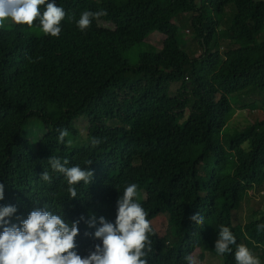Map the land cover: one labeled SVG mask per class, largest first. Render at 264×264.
I'll return each instance as SVG.
<instances>
[{
  "label": "trees",
  "instance_id": "trees-1",
  "mask_svg": "<svg viewBox=\"0 0 264 264\" xmlns=\"http://www.w3.org/2000/svg\"><path fill=\"white\" fill-rule=\"evenodd\" d=\"M55 2L66 12L58 38L45 34L38 20L32 27H0V207L17 208L5 219L19 224L46 206L69 224L79 222L75 242L85 256L100 243L94 236L99 217L114 223L118 197L135 183L147 219L166 213L174 239L164 244L151 226L148 264H188L185 257L196 249L216 252L222 225L237 244L249 243L264 264V230H257L264 211L243 225L232 223L245 192L264 179V104L252 108L256 114L250 123L225 131L235 112L228 95L248 86L264 91V40L259 39L264 0ZM228 6L234 14L223 27ZM85 10L106 15L82 32L76 22ZM178 13L191 14L200 47L196 59L177 40L172 18ZM153 31L164 35L159 48L143 39ZM132 48L137 49L134 63L127 57ZM83 114L86 140L74 147L69 139L78 130L72 120ZM31 118L39 121L36 141L12 162L10 146L28 137L24 128ZM62 129L68 136L58 143ZM52 156L93 173L89 184L75 186V199L63 174L50 168ZM44 170L51 183L40 179ZM145 189L146 198L141 196ZM197 213L204 217L202 225L189 219ZM93 214L96 226L89 227ZM235 247L220 255L222 264H236Z\"/></svg>",
  "mask_w": 264,
  "mask_h": 264
},
{
  "label": "clouds",
  "instance_id": "clouds-1",
  "mask_svg": "<svg viewBox=\"0 0 264 264\" xmlns=\"http://www.w3.org/2000/svg\"><path fill=\"white\" fill-rule=\"evenodd\" d=\"M44 6L43 12L40 6ZM106 15L105 11L85 10L76 22L80 31L88 29L93 19ZM66 12L57 6L55 0H0V27L5 21L16 25L33 26L39 21L42 31L52 37H59L61 21ZM68 131L62 129L57 138L63 143ZM93 144L99 141L93 139ZM68 160L52 156L48 164L53 172L63 174L71 199L77 196L76 185L80 182L89 184L93 173L79 165L67 167ZM91 164V162H89ZM40 179L51 183L52 176L44 170ZM138 186L127 185L117 199L115 222H108L99 217V226L94 236L100 243L94 245V251L85 256L77 252L75 238L79 235L78 221L69 224L61 215L53 214L47 207L32 210L19 224L11 223L6 217L17 212L13 205L0 207V264H148L147 257L152 251L150 236L154 234L148 213L137 202ZM4 198V184L0 183V200ZM191 221L202 225L204 217L199 213L189 217ZM97 218L93 214L88 221L89 227L96 226ZM257 230H264V224L257 225ZM88 235V233H85ZM235 245L236 264H261L251 250L244 244H237L236 237L229 227L221 226L214 249L218 255L231 253ZM188 264H197L191 256H186Z\"/></svg>",
  "mask_w": 264,
  "mask_h": 264
},
{
  "label": "rangeland",
  "instance_id": "rangeland-1",
  "mask_svg": "<svg viewBox=\"0 0 264 264\" xmlns=\"http://www.w3.org/2000/svg\"><path fill=\"white\" fill-rule=\"evenodd\" d=\"M234 10L232 7L228 6L225 8L223 16L221 17V25L223 27L231 22ZM191 14L190 13H178L172 18V21L177 25V30L180 36L177 40L181 46L187 51V53L196 59L199 56L200 47L198 46L195 38L193 37L192 27H191ZM225 22V23H224ZM5 25L10 27L12 25L11 21H5ZM135 29L139 28V25L135 26ZM39 30H29L31 34L38 35ZM124 33L136 34V31L130 29H123ZM164 35L153 31L147 37L143 39L159 48L161 47ZM260 40H264V33L259 35ZM226 48L225 43H222L221 52ZM137 49L132 48L127 54L128 59L131 63H134ZM200 68L202 66L201 62H198ZM176 85L173 83L170 85L169 93L172 94ZM231 103L232 111L235 112L231 115L228 120L227 128L225 131L228 133H233L235 129L242 128L245 124L250 123L255 117L256 110L253 107H259L264 104V91L248 86L239 89L228 95ZM73 125L78 130V135L70 137V143L74 147H80L86 140V126H87V116L83 114L77 116L72 120ZM25 132L28 135L25 139L16 140L10 146L11 160L16 162L21 157L25 156L32 148V145L36 141L39 130V121L36 118H31L25 126ZM150 192L148 189L142 191L141 196L146 198L149 197ZM264 211V179L262 183L258 186H253L251 189L245 192L242 201L239 206L232 211V223L234 225H242L245 222L258 217ZM256 216H253L255 215ZM151 226L155 229L158 237L163 241L164 244L173 242V236L170 234L172 228L169 224V219L166 213H160L151 219ZM249 246V243L246 244ZM197 264H222V257L214 251L196 249L191 255Z\"/></svg>",
  "mask_w": 264,
  "mask_h": 264
},
{
  "label": "crops",
  "instance_id": "crops-1",
  "mask_svg": "<svg viewBox=\"0 0 264 264\" xmlns=\"http://www.w3.org/2000/svg\"><path fill=\"white\" fill-rule=\"evenodd\" d=\"M243 225V224H242Z\"/></svg>",
  "mask_w": 264,
  "mask_h": 264
}]
</instances>
